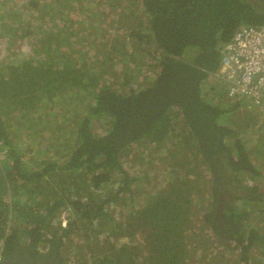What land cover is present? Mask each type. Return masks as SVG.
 <instances>
[{
    "label": "trees",
    "instance_id": "16d2710c",
    "mask_svg": "<svg viewBox=\"0 0 264 264\" xmlns=\"http://www.w3.org/2000/svg\"><path fill=\"white\" fill-rule=\"evenodd\" d=\"M9 3L1 260L264 264V115L214 77L264 0Z\"/></svg>",
    "mask_w": 264,
    "mask_h": 264
},
{
    "label": "built area",
    "instance_id": "2783aa9c",
    "mask_svg": "<svg viewBox=\"0 0 264 264\" xmlns=\"http://www.w3.org/2000/svg\"><path fill=\"white\" fill-rule=\"evenodd\" d=\"M5 1L0 0L1 3ZM13 1L25 6L43 0ZM214 77L226 89L231 102L244 101L249 108L264 115V26L241 25L237 28L221 50V64ZM6 154V149H0V161L6 159ZM62 219L66 227V217Z\"/></svg>",
    "mask_w": 264,
    "mask_h": 264
},
{
    "label": "flooded vegetation",
    "instance_id": "af4514ba",
    "mask_svg": "<svg viewBox=\"0 0 264 264\" xmlns=\"http://www.w3.org/2000/svg\"><path fill=\"white\" fill-rule=\"evenodd\" d=\"M16 257L12 259H3L1 264H31L28 253L24 251H17ZM50 264H58V260L55 256L49 258ZM36 264H46V262H37Z\"/></svg>",
    "mask_w": 264,
    "mask_h": 264
},
{
    "label": "rangeland",
    "instance_id": "374dc122",
    "mask_svg": "<svg viewBox=\"0 0 264 264\" xmlns=\"http://www.w3.org/2000/svg\"><path fill=\"white\" fill-rule=\"evenodd\" d=\"M14 4H15V3H14ZM15 5H16V4H15ZM14 8H15V7H14ZM3 12H4V11H3ZM6 12H8V10H6L5 13H6ZM5 13H3L2 15L6 17L8 14H7V13L5 14ZM0 14H1V13H0ZM0 17H2V16H0ZM3 53H4V51H3V47H2V54H3ZM3 55H4V54H3ZM3 55H2V58H3ZM7 55H8V54H7ZM0 163H1V164H5V163H7V162H6L5 160H2V161H0ZM65 252H67V251H65ZM68 256H69L68 253H65V255L62 254L61 257H62V260H63V264H64V263H65V264H68V258H67Z\"/></svg>",
    "mask_w": 264,
    "mask_h": 264
},
{
    "label": "crops",
    "instance_id": "0c3cea01",
    "mask_svg": "<svg viewBox=\"0 0 264 264\" xmlns=\"http://www.w3.org/2000/svg\"><path fill=\"white\" fill-rule=\"evenodd\" d=\"M10 2V3H9ZM7 3H9V5H13L15 2L14 1H12V0H6L5 2H0V13L2 12L1 11V8H2V6L3 5H5V4H7ZM16 5H17V3H15ZM2 23V21H0V24Z\"/></svg>",
    "mask_w": 264,
    "mask_h": 264
},
{
    "label": "clouds",
    "instance_id": "9594fccd",
    "mask_svg": "<svg viewBox=\"0 0 264 264\" xmlns=\"http://www.w3.org/2000/svg\"><path fill=\"white\" fill-rule=\"evenodd\" d=\"M18 5V4H17ZM26 6V5H25ZM2 261V260H1ZM1 261H0V264H1Z\"/></svg>",
    "mask_w": 264,
    "mask_h": 264
},
{
    "label": "bare ground",
    "instance_id": "6f19581e",
    "mask_svg": "<svg viewBox=\"0 0 264 264\" xmlns=\"http://www.w3.org/2000/svg\"><path fill=\"white\" fill-rule=\"evenodd\" d=\"M221 94V93H220ZM217 96V95H216ZM219 103H221V102H219ZM225 103V102H224Z\"/></svg>",
    "mask_w": 264,
    "mask_h": 264
}]
</instances>
